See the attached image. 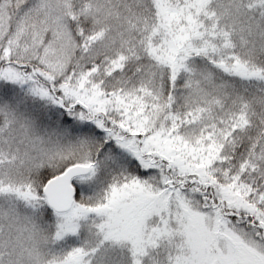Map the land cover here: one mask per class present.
Segmentation results:
<instances>
[{
	"label": "snow or ice",
	"instance_id": "1",
	"mask_svg": "<svg viewBox=\"0 0 264 264\" xmlns=\"http://www.w3.org/2000/svg\"><path fill=\"white\" fill-rule=\"evenodd\" d=\"M0 264H264V0H0Z\"/></svg>",
	"mask_w": 264,
	"mask_h": 264
}]
</instances>
